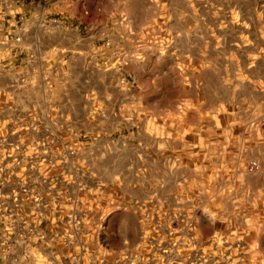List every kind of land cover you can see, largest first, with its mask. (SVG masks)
<instances>
[{
  "label": "rangeland",
  "instance_id": "obj_1",
  "mask_svg": "<svg viewBox=\"0 0 264 264\" xmlns=\"http://www.w3.org/2000/svg\"><path fill=\"white\" fill-rule=\"evenodd\" d=\"M17 4L37 12L2 36L20 38L24 73L43 79V130L19 131L43 137V176L22 180L43 201L50 235L56 204L79 203L92 221L52 249L75 264H215L226 250L264 264V0ZM105 34L121 50H108V64L91 58L99 94L75 129L57 101L79 67L59 55L86 43L98 55Z\"/></svg>",
  "mask_w": 264,
  "mask_h": 264
},
{
  "label": "crops",
  "instance_id": "obj_2",
  "mask_svg": "<svg viewBox=\"0 0 264 264\" xmlns=\"http://www.w3.org/2000/svg\"><path fill=\"white\" fill-rule=\"evenodd\" d=\"M19 0H0V38L3 44L0 45V65L5 73L0 74V130L15 131L20 136V130H32L33 125L43 130V90L40 86L43 79L36 80L32 73H24L26 68L31 66V59L20 57V49L9 50L4 39L12 43L14 38L2 36L5 32L14 26V19L19 16H32L37 11L30 9L29 5H18ZM43 1V0H41ZM10 20H5L8 18ZM10 23V24H8ZM12 30V29H11ZM15 34V29L12 30ZM95 44H80L73 48V54L69 57L66 49H61L59 55L60 62L65 67L67 62L77 63L79 67V76L76 78L75 88L72 91L61 93L57 101V110L62 113H71L75 115V122L72 123L75 129H86L85 119L95 110V99L98 96L97 90L93 86L95 79L91 76L89 70V58H102V53L96 55ZM29 52V50H26ZM86 53V54H85ZM85 54V55H84ZM100 55V56H99ZM43 60V66L47 64ZM32 67V66H31ZM22 72V73H21ZM24 73V74H23ZM40 86H38V84ZM24 114H33L26 119ZM18 179L12 178L11 181L2 186L0 190V217L10 222L8 231L2 228L0 222V234L7 236L0 239V251L2 253L0 264H67L68 258L64 252L54 251L51 247L53 241H62L56 235L46 234V238H40L35 231H29L28 226L36 221L37 216L30 209L28 203L24 207H15L12 202V191L17 189ZM4 204L14 210V215H6ZM51 250H48L50 249ZM54 255V256H53ZM44 256V260H43ZM50 257H53L52 260ZM68 257V258H67Z\"/></svg>",
  "mask_w": 264,
  "mask_h": 264
},
{
  "label": "built area",
  "instance_id": "obj_3",
  "mask_svg": "<svg viewBox=\"0 0 264 264\" xmlns=\"http://www.w3.org/2000/svg\"><path fill=\"white\" fill-rule=\"evenodd\" d=\"M109 34H105L103 42L101 44L104 52L99 51L104 55L103 63L108 64L111 60V55H109L108 50L114 49L115 51L121 50L117 45L111 43ZM20 38H15L12 43H6L9 45V50L17 49ZM124 64H128L127 54L122 53ZM91 61V57L89 58ZM119 83L128 91H135L137 88L136 81H130L126 78V74L122 73V77ZM30 129L40 130L37 126L33 125ZM4 131V130H0ZM12 131V130H8ZM7 131V132H8ZM8 134L2 135L0 133V190L3 185L11 181L12 178L18 179L17 189L12 191V202L15 203V207H24L25 203L30 205V209L34 211L35 216H37L36 221L29 224L28 230L35 231L40 238L45 239L47 234V229L43 228V201H40V197L34 193V191L23 182V178L27 177L31 172H37L39 175L43 176V137L39 138H23L16 137V132H8ZM6 210V215H14V210L8 208L7 204H4ZM55 218L53 219L54 224L58 227L57 237L62 240L72 239L77 235L78 227L87 223H92L90 219H87V214L83 213L79 203H59L55 205ZM1 212V211H0ZM48 219H45V222ZM0 222L2 223V228L8 231L11 226L10 222L7 220L5 223V218L0 217ZM6 238L0 234V239ZM7 240V238L5 239ZM232 245V244H231ZM215 264H240L238 256L239 252L234 250L217 251ZM0 251V258H1ZM75 255V254H74ZM208 258V253L205 254ZM76 256H71L67 259V264H75L73 259ZM71 261H73L71 263ZM252 263V261H249ZM78 264V263H77ZM83 264V263H82ZM243 264H246L244 261Z\"/></svg>",
  "mask_w": 264,
  "mask_h": 264
}]
</instances>
